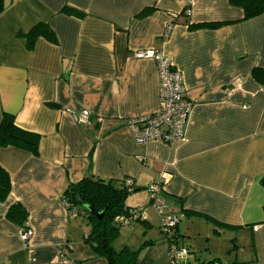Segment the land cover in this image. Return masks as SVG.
<instances>
[{
	"label": "crops",
	"instance_id": "0c3cea01",
	"mask_svg": "<svg viewBox=\"0 0 264 264\" xmlns=\"http://www.w3.org/2000/svg\"><path fill=\"white\" fill-rule=\"evenodd\" d=\"M2 4L0 121L11 113L39 142L35 154L0 147L10 178L0 201V264H108L84 241L86 217L61 201L86 175L132 185L125 206L142 207L145 218L120 225L115 241L140 248L136 264H174V245L148 205L146 187L161 171L169 174L167 209L179 216L172 233L185 254L177 259L264 264V12L245 18L230 0ZM38 23L55 40L39 36L28 48L21 33ZM150 48L182 74L192 104L185 141L138 145L128 127L159 108L155 61L132 57ZM82 110L89 125L75 120ZM16 203L27 213L21 225L7 217Z\"/></svg>",
	"mask_w": 264,
	"mask_h": 264
},
{
	"label": "trees",
	"instance_id": "16d2710c",
	"mask_svg": "<svg viewBox=\"0 0 264 264\" xmlns=\"http://www.w3.org/2000/svg\"><path fill=\"white\" fill-rule=\"evenodd\" d=\"M230 3L241 7L244 11L245 18L255 17L264 12V0H230ZM2 10L3 4L2 0H0V12ZM46 25L45 23H38L32 26L28 32L21 33L27 39L28 48L32 47L36 38L39 36L50 41L55 40L52 31ZM259 75L262 77L264 72H261ZM38 142L39 136L37 133L20 128L15 125L14 116L11 113H3L0 121V147L13 146L35 154L37 152L36 147L38 146ZM9 185V175L0 167V201L4 200L9 194ZM132 190H134L132 185H126L123 181L105 180L92 175H86L80 181L69 184L61 195V201L65 206L64 208H67V210L75 208L76 214L80 213L86 217L89 230L84 241L91 246L96 255L102 256L108 264L137 263L140 248L137 250L123 246L120 249H116L113 243L119 235L118 229L121 225L116 220V217L120 215H131L129 213L131 207L125 206V201L129 194L128 192ZM82 203L88 204L97 210L104 209L102 217L96 219V216L80 207ZM7 210V217L19 225L26 219V210L19 203L11 205ZM158 229L160 230V221ZM173 229L169 234L164 235L174 245V248L179 249L178 240H176L175 234L172 233ZM175 264L219 263L216 262V259L198 262L197 258H181L176 259Z\"/></svg>",
	"mask_w": 264,
	"mask_h": 264
},
{
	"label": "built area",
	"instance_id": "2783aa9c",
	"mask_svg": "<svg viewBox=\"0 0 264 264\" xmlns=\"http://www.w3.org/2000/svg\"><path fill=\"white\" fill-rule=\"evenodd\" d=\"M189 3L185 6L184 13L190 11ZM172 22L167 25V32L170 30ZM134 59H151L157 65L158 73V93L159 105L158 110L135 119L128 121V127L131 129L135 144L145 145L151 140H160L166 143L185 141V130L192 111V104L187 99L182 82L183 77L179 70L173 66L168 58L156 49L136 50L132 53ZM91 115L88 111L82 110L76 116L75 120L81 125H89ZM169 174L161 171L156 181L147 185L146 190L149 194L150 205L156 212L160 221V230L163 234H169L173 226L179 221V216L167 209L162 191L165 190L166 178ZM130 185V182H126ZM75 214V208L69 210ZM131 215H120L116 217L121 225L129 224L133 220L144 219V211L142 208H131ZM32 230L27 228L19 231V237L23 241H27L31 237ZM185 250L177 248L170 249V258L175 264L176 257H184ZM62 264H72L71 261L62 258Z\"/></svg>",
	"mask_w": 264,
	"mask_h": 264
},
{
	"label": "water",
	"instance_id": "95a60500",
	"mask_svg": "<svg viewBox=\"0 0 264 264\" xmlns=\"http://www.w3.org/2000/svg\"><path fill=\"white\" fill-rule=\"evenodd\" d=\"M80 207L86 209L88 212H90L91 214L96 216L97 217L96 219H100L102 217L103 213H104V209L97 210V209H95V208H93L90 205L85 204V203H82Z\"/></svg>",
	"mask_w": 264,
	"mask_h": 264
},
{
	"label": "rangeland",
	"instance_id": "374dc122",
	"mask_svg": "<svg viewBox=\"0 0 264 264\" xmlns=\"http://www.w3.org/2000/svg\"><path fill=\"white\" fill-rule=\"evenodd\" d=\"M83 217H84V216H83ZM158 219H159V217H158ZM84 221L86 222V220H84ZM85 226H86L87 230H89V229H88V225L85 224ZM114 243H115V244H114V247H115L116 249H120V248H121V244H122V243H121L120 241H117V242L115 241ZM132 245H134V244L132 243Z\"/></svg>",
	"mask_w": 264,
	"mask_h": 264
}]
</instances>
